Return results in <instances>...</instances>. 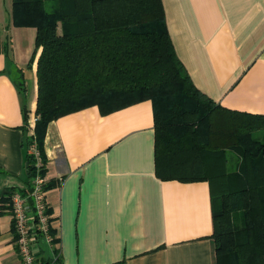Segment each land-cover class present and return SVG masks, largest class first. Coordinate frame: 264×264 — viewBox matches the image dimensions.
<instances>
[{
    "label": "crops",
    "instance_id": "obj_1",
    "mask_svg": "<svg viewBox=\"0 0 264 264\" xmlns=\"http://www.w3.org/2000/svg\"><path fill=\"white\" fill-rule=\"evenodd\" d=\"M161 1L196 87L225 108L264 115V0ZM0 35L1 196L26 187L41 48L28 66L36 29L14 25L11 13ZM43 150L55 241L42 240V261L56 249L62 264H215L209 183L156 173L150 99L65 113L47 124ZM0 264H20L9 208L0 216Z\"/></svg>",
    "mask_w": 264,
    "mask_h": 264
},
{
    "label": "trees",
    "instance_id": "obj_2",
    "mask_svg": "<svg viewBox=\"0 0 264 264\" xmlns=\"http://www.w3.org/2000/svg\"><path fill=\"white\" fill-rule=\"evenodd\" d=\"M11 18L36 29L28 66L41 48L21 193L37 173L33 143L43 162L38 173L46 176L50 121L92 104L112 111L150 99L156 173L209 183L215 264H264V115L225 108L196 87L175 52L161 0H12ZM228 152L238 157L233 170ZM15 191L0 196V216ZM42 264H62L57 250Z\"/></svg>",
    "mask_w": 264,
    "mask_h": 264
},
{
    "label": "built area",
    "instance_id": "obj_3",
    "mask_svg": "<svg viewBox=\"0 0 264 264\" xmlns=\"http://www.w3.org/2000/svg\"><path fill=\"white\" fill-rule=\"evenodd\" d=\"M36 121V116L31 119V128ZM30 151L34 157L37 170L31 181V190L23 194L19 190L11 194L10 213L14 227V239L16 252L20 257V264H42L38 257L40 250L36 244L43 239L48 245H52L55 233L51 232L50 214L45 199L44 188L46 176L38 173L43 162L35 143L31 144Z\"/></svg>",
    "mask_w": 264,
    "mask_h": 264
},
{
    "label": "rangeland",
    "instance_id": "obj_4",
    "mask_svg": "<svg viewBox=\"0 0 264 264\" xmlns=\"http://www.w3.org/2000/svg\"><path fill=\"white\" fill-rule=\"evenodd\" d=\"M11 8H12V0H0V23H7L8 20V16L11 13ZM4 21V22H3ZM25 72V74L28 76L29 71H27L26 69L23 70ZM26 76V77H27ZM21 81H23L21 79ZM31 88H29V95H31ZM255 135L257 137H260L259 132H256ZM228 168L230 170H233L236 167V163L238 161V157L234 152H228ZM43 239H41V241H39L36 246L38 247V250H40L38 257L41 256H45L44 253H42L43 250V245L45 246V243L42 241Z\"/></svg>",
    "mask_w": 264,
    "mask_h": 264
}]
</instances>
